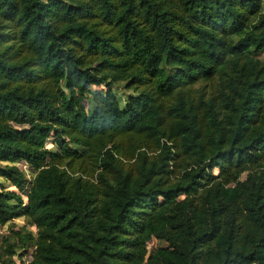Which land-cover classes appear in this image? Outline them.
Listing matches in <instances>:
<instances>
[{
  "label": "trees",
  "instance_id": "trees-1",
  "mask_svg": "<svg viewBox=\"0 0 264 264\" xmlns=\"http://www.w3.org/2000/svg\"><path fill=\"white\" fill-rule=\"evenodd\" d=\"M17 217L0 264H264V0H0Z\"/></svg>",
  "mask_w": 264,
  "mask_h": 264
},
{
  "label": "rangeland",
  "instance_id": "rangeland-1",
  "mask_svg": "<svg viewBox=\"0 0 264 264\" xmlns=\"http://www.w3.org/2000/svg\"><path fill=\"white\" fill-rule=\"evenodd\" d=\"M121 87V86H120ZM119 87V88H120ZM117 91H116V93H118V94H121V90L122 89H116ZM50 137H48L47 138V141H46V145L47 146H52L51 145V143H50ZM53 147V146H52ZM24 223V219L22 218V217H17V218H13L12 220H11V223H5V224H3L2 226H0V235L2 234V233H4V232H6V230H7V228H8V224H12V226L13 227H17V226H19V225H21V224H23ZM30 228V227H29ZM158 243V241H156V239H154V238H150L148 241H147V251H150L156 244ZM23 258H29V255H28V253H25L24 254V256H23Z\"/></svg>",
  "mask_w": 264,
  "mask_h": 264
}]
</instances>
